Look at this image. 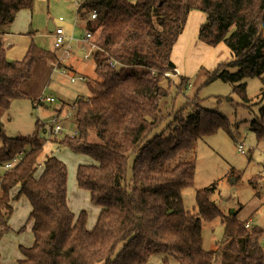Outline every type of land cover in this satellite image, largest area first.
I'll return each instance as SVG.
<instances>
[{
    "label": "trees",
    "instance_id": "trees-1",
    "mask_svg": "<svg viewBox=\"0 0 264 264\" xmlns=\"http://www.w3.org/2000/svg\"><path fill=\"white\" fill-rule=\"evenodd\" d=\"M34 2L0 0L3 34L18 11L32 10ZM191 10L206 15L199 38L212 46L223 42L231 52V59L209 72V80L232 83L247 103L245 79L257 77L264 94V0H79L77 21L98 32L97 78L88 80L87 97L72 102L75 134L61 143L93 160L76 170L78 186L100 208L92 228L86 210L75 214L69 207L67 166L53 149L45 152L39 122L32 134L9 136L1 119L14 99L31 98L23 85L38 61L55 54L33 41L22 59L12 60L0 39V165L14 162L0 174V240L10 229L13 200L22 196L31 206L34 236L32 245H20L18 264H147L157 253L165 254L163 264L169 258L178 264L216 261L217 251L202 248L203 218L221 215L210 200L215 183L196 191L198 214H191L182 190L194 185L196 159L180 157L200 138L229 129L227 117L196 97L149 138L168 116L160 103L169 87L161 81L175 67L172 50ZM250 129L264 141V103ZM254 176L250 182L256 185ZM223 222L221 264H264V229H246L237 214Z\"/></svg>",
    "mask_w": 264,
    "mask_h": 264
},
{
    "label": "rangeland",
    "instance_id": "rangeland-1",
    "mask_svg": "<svg viewBox=\"0 0 264 264\" xmlns=\"http://www.w3.org/2000/svg\"><path fill=\"white\" fill-rule=\"evenodd\" d=\"M78 4L79 0H35L32 10L18 11L15 18L17 20L10 25V29L17 27V30L33 39L35 44L53 51L55 56L42 59L35 64L32 78L23 85V89L31 98L14 99L10 107L2 113L1 119L9 136L32 134L36 130V121L39 122L41 126L39 135L46 145L45 152L53 149V153L67 166L69 207L75 214L86 210L87 223L89 226L93 223L94 226L99 206L90 201L89 192L80 188L76 180L78 165L93 160L85 154L73 152L61 143L65 137L75 134L72 102L78 96L87 97L90 94L88 80L97 78L93 56L89 58L84 56L91 42L95 41L98 32L94 33L92 40L86 44L87 49L84 48L85 26L77 21ZM60 16L64 18L65 39L70 42V52L66 57L63 50L54 46L52 35L54 30H48L49 19L55 29ZM0 34H3V30H0ZM185 45L187 47L183 64L187 68L185 71L187 75L183 76L172 60L175 67L167 72V75H164L166 78L163 77L161 81L163 86L169 87L168 95L162 98L160 103L163 114L168 116L149 138L163 130L173 118L172 114L196 97L201 106L219 111L227 117L229 129H219L210 136L200 138L194 150L183 153L180 157L182 160L196 159L194 185L182 190L184 206L191 214H198L196 191L215 183L216 189L210 194V200L220 210L221 215L211 220H207L206 216L203 218L202 248L205 251H217L216 261L214 260L213 264H221L223 257L220 249L224 243L225 219L228 220L233 214H237L242 222H249L250 226L246 229H251L253 226L264 229V174L262 173L264 141H258L255 133L250 129L251 120L259 114L260 106L264 103V94L261 91L263 83L257 77L245 79L249 101L244 103L239 94L233 90L232 83L221 79L209 80V72L213 70L210 69L211 60L231 59V52L224 43L215 46L208 44L211 50L202 54L198 52L197 55L196 47L188 50V40L185 41ZM204 57L210 61L205 62ZM79 76L83 79H78ZM183 77L186 80L178 87ZM71 78L75 80L72 81ZM45 96L54 97L55 101L41 103L39 98ZM33 99H36V106L32 102ZM56 115L59 120L57 122L63 129L58 133L51 130L48 133L45 125L52 124ZM239 144H243L246 153L242 154L238 151ZM133 158L131 155L130 164ZM5 164L0 165V174L7 170ZM253 176L259 181L256 185L250 182ZM12 206L10 229L0 240L2 264H18V260L23 258L20 245L30 246L34 239L31 222L28 221L29 201L22 196L13 200ZM260 238L264 247V234ZM164 257L163 253L154 254L147 264H163ZM168 264H178V262L174 258H169Z\"/></svg>",
    "mask_w": 264,
    "mask_h": 264
},
{
    "label": "crops",
    "instance_id": "crops-1",
    "mask_svg": "<svg viewBox=\"0 0 264 264\" xmlns=\"http://www.w3.org/2000/svg\"><path fill=\"white\" fill-rule=\"evenodd\" d=\"M21 10H26V9H21ZM21 10H19V12ZM205 18H206V15L202 11L191 10L188 14L187 22L183 29V33L180 35L178 42L174 46L171 60L174 61L175 65L182 72L183 76L187 75L185 72L187 68L183 64L184 52L187 47L185 45V41L187 40L189 41V45H188L189 51L191 48L196 47L197 49L196 55L198 52H201L202 54V53H206L207 51L211 50L208 44L198 39L199 38L198 36L199 28H200V25L205 20ZM16 20L17 19H14L12 24H14ZM50 21L51 19H49V22ZM191 27H192V30H190ZM17 29H18L17 27H14V29L12 30L10 29V26H9V29L6 31V33L2 35L0 34V38L2 39L4 46L6 47L7 57L12 60L22 59L25 56L26 52L28 51L30 44L33 42V39H30L28 36L24 35L21 31ZM192 31L193 33L191 34ZM220 43H223V42H220ZM204 60L205 62H207L208 60L210 61V59L205 58V57H204ZM218 61L220 60L218 59H215L214 61L211 60L210 69H214L217 66ZM76 71H79V70H76ZM30 209H31V206H30ZM99 211H100V208L97 207V213H99ZM87 226L89 228H92L93 223L90 224V226L87 223Z\"/></svg>",
    "mask_w": 264,
    "mask_h": 264
},
{
    "label": "built area",
    "instance_id": "built-area-1",
    "mask_svg": "<svg viewBox=\"0 0 264 264\" xmlns=\"http://www.w3.org/2000/svg\"><path fill=\"white\" fill-rule=\"evenodd\" d=\"M92 18H96V13H93L92 14ZM58 23L55 25V29L54 31L52 32V35L54 36V46L55 48L57 49H61L63 50V54L64 56L66 57L69 52H70V42L68 40L65 39V29H64V26H63V22H64V18L62 16L59 17V19L57 20ZM85 28V37H84V48L87 49V46L86 44L89 43L91 40H92V37H93V34L94 32H92L89 28L87 27H84ZM67 42V43H66ZM69 43V44H68ZM91 46L89 47V49H87V52L85 54V58H89V57H92L95 50L97 49V46L94 42H91L90 44ZM110 63L112 66L116 65L117 63L116 62H113L111 59H110ZM165 75H167V73H165ZM78 79H83V77L79 76L77 77ZM72 81L75 80V78H71ZM39 101L41 103H52L55 101V98L54 97H51V96H45V97H41L39 98ZM58 120V117L57 115L54 117V121L52 124H48L46 123L45 125V128H46V131L49 133V131H54V133H58L60 130H62L63 128L58 124L57 122ZM59 121V120H58ZM238 151L242 154L246 153L245 149H244V146L243 144H239L238 147H237ZM263 169H262V173L264 174V160H263ZM14 165V162L13 161H10V162H7L5 164V168L9 169L11 167H13ZM246 227H249L250 224L249 222L246 223L245 225Z\"/></svg>",
    "mask_w": 264,
    "mask_h": 264
},
{
    "label": "water",
    "instance_id": "water-1",
    "mask_svg": "<svg viewBox=\"0 0 264 264\" xmlns=\"http://www.w3.org/2000/svg\"><path fill=\"white\" fill-rule=\"evenodd\" d=\"M48 30L49 31H53L54 30V25H53V23L51 21L49 22ZM233 181H235V179H233Z\"/></svg>",
    "mask_w": 264,
    "mask_h": 264
}]
</instances>
